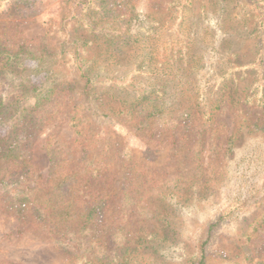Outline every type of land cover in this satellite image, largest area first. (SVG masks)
<instances>
[{"label":"rangeland","instance_id":"374dc122","mask_svg":"<svg viewBox=\"0 0 264 264\" xmlns=\"http://www.w3.org/2000/svg\"><path fill=\"white\" fill-rule=\"evenodd\" d=\"M126 1L129 6L118 8L120 15L137 18L152 2L168 0ZM28 2L0 0V44L39 49L46 22L79 11L69 0ZM193 3L180 31L190 40L188 61H168L165 50L183 42L175 34L170 42L162 35L158 43L152 61L156 77L146 69L136 75L131 57L95 62L103 70L99 90H111L121 100L157 78L177 109L172 117L141 125L140 119L121 113L119 104L108 110L104 97L103 115L111 116H89L90 128L79 136L71 122L80 92L75 74L57 63L55 79H48L36 60L25 62L28 90L51 88L52 97L23 133L21 152L29 172L19 185V195L29 199L23 212L17 213L11 195L0 191V264H75L37 217L46 198L62 200L56 194L62 181L73 199L104 202L105 227L98 228V235L108 254L130 246L129 264L197 263L207 239L204 264H264V104L253 95L264 73V39L253 32L258 10L247 0L229 1L225 10L216 0ZM126 21L118 22L121 32ZM146 36L140 39L142 47L152 43ZM47 42L52 52L58 50L56 35ZM226 73H237L238 81L224 79ZM242 73L247 75L239 79ZM9 76L0 74V95L14 88L2 81ZM50 81L54 84L48 86ZM181 111L191 114L185 122L179 119ZM9 129L0 125V140ZM130 180L134 183L128 186ZM126 192L131 205L125 203Z\"/></svg>","mask_w":264,"mask_h":264},{"label":"trees","instance_id":"16d2710c","mask_svg":"<svg viewBox=\"0 0 264 264\" xmlns=\"http://www.w3.org/2000/svg\"><path fill=\"white\" fill-rule=\"evenodd\" d=\"M12 1L16 5H28L29 3L28 0ZM69 1L79 11L70 18H56V20L50 19L46 22L44 24L46 34L39 49L27 45L14 47L8 43L0 44V74L8 73L10 75L9 79L6 77L2 81L9 85L12 84L14 87L7 95H0V125L6 124L10 128L8 135L0 140V191L5 192L6 196L11 195L12 200L15 201L13 206L19 214L23 212L29 201L28 197L19 195L22 176L29 174L26 153L21 152L25 129L33 122L35 111L42 109L52 97L51 88L28 90V79L22 75V72L26 70L24 66L26 61L36 60L39 66L38 71L47 73L48 79H55L53 70L57 63L61 68L66 66L75 74L74 79L78 80L80 92L79 98L76 99L71 122L79 136L84 135L90 128L89 116H104L105 118L111 116V113L103 115L104 111L101 108L104 97H107L106 103L110 105L108 110H116V105L119 104L124 109V111L119 109L121 113H126L131 118L140 119L139 124L141 125L150 124L157 117L171 116L177 112V109L166 98L164 86L159 84L157 78L141 93L134 91L132 96L127 94L125 97L128 99L125 100L119 99L115 94L110 95L111 90L100 91L97 86L102 79L100 73H103V70L97 68L95 62H97L96 59L102 58L109 61L113 56L120 60L125 56L131 57L136 75L146 69L148 75L156 77L152 61L159 48L158 43L162 40V35L170 42L175 34H179L183 42L181 45L170 44L168 51L165 50L168 53V61L181 63L188 61L190 40L181 35L180 31L185 20V11L193 6L194 0L152 2L148 12L137 18L132 17L131 14L120 15L118 11L120 7L129 6L130 2L126 0ZM216 1L219 5L222 4V9L225 10L229 6V1L232 0ZM247 2L255 4L258 10L257 25L253 32L256 31L264 39L263 0H247ZM123 17L127 18L126 29L121 32L118 22ZM53 35L57 36L59 42V48L55 52H52L47 46V41ZM144 35H147L146 37L152 43L142 47L139 43ZM261 49L264 50V43ZM140 51L143 52L141 57L144 59L138 62ZM90 54L94 56L91 57ZM148 58L146 65L145 59ZM260 61L264 65V58ZM236 75L237 73H226L224 79L229 76L232 79L231 83H235L238 81ZM246 75L247 73H242L239 79L245 78ZM134 81L133 79L132 82ZM49 84L48 86H51L54 83L50 81ZM255 84L256 90L253 95L260 98V102L264 104V73ZM57 86L54 85V88L60 89ZM232 86L235 87V84ZM14 90H17V93ZM251 100L250 98L247 102L249 103ZM190 116L191 114L187 111H181L179 119L185 122ZM129 163L131 162L129 161ZM13 169H15L14 173ZM126 172L131 175V164L126 163ZM133 183V180H130L128 186ZM56 194L62 200L57 202L52 197L46 198L41 204L43 209L37 210V217L49 225L55 245L60 250H65L68 256L76 259L75 264H129V259L126 256L131 254V250L133 251L130 246H122L117 252L108 254L103 237L98 235V228L105 227L102 220L104 209L102 200L87 203L81 199H73L74 195L66 186L65 181L56 184ZM78 194L81 193L78 191ZM75 195L77 194L75 193ZM67 196L69 199L66 198ZM132 202V197L126 192L125 203L131 205ZM212 228L213 226L210 230ZM55 236H60L62 241L54 239ZM206 242L208 239L200 247L199 261L193 264H204Z\"/></svg>","mask_w":264,"mask_h":264}]
</instances>
